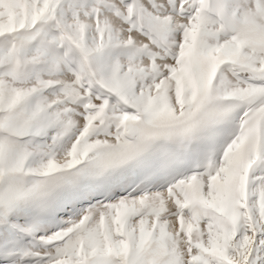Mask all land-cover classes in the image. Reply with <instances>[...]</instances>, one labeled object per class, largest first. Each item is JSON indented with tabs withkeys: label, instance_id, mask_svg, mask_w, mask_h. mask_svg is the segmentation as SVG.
I'll use <instances>...</instances> for the list:
<instances>
[{
	"label": "snow or ice",
	"instance_id": "obj_1",
	"mask_svg": "<svg viewBox=\"0 0 264 264\" xmlns=\"http://www.w3.org/2000/svg\"><path fill=\"white\" fill-rule=\"evenodd\" d=\"M0 264H264V0H0Z\"/></svg>",
	"mask_w": 264,
	"mask_h": 264
}]
</instances>
